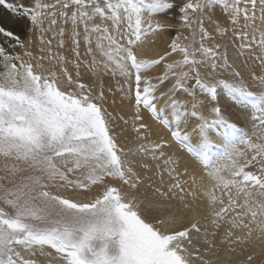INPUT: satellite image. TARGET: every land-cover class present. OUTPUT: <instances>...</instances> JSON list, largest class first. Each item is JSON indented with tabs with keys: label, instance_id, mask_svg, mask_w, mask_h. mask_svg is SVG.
Segmentation results:
<instances>
[{
	"label": "snow or ice",
	"instance_id": "obj_1",
	"mask_svg": "<svg viewBox=\"0 0 264 264\" xmlns=\"http://www.w3.org/2000/svg\"><path fill=\"white\" fill-rule=\"evenodd\" d=\"M217 4L223 6L226 20L210 21L215 34L224 37L231 31L241 42L239 48L251 51L255 44L260 49L249 57L261 67L259 73L249 72L258 91L244 78L250 67L247 61L234 66L227 52L221 51V43H207L215 38L205 27L204 14ZM254 5L255 0H185L178 8L181 27L189 31L185 43H180L178 33L162 54L150 58L142 54L141 46L149 34L171 29L152 19L175 8L171 0H55L52 4L36 0L32 8L0 0V7L11 16L27 19L41 32L44 16L50 18V26L57 23V14L65 22L71 20L77 58L75 26L84 27L88 55L93 51L89 33H99L96 48L104 60L93 56L88 65L92 75L111 72L123 77L119 90L132 105L133 129L141 138L149 132L142 108L168 132V139L161 137L137 149L163 162V170L157 163L153 173L159 174L161 186H154L151 176L142 177L133 162L124 159L126 153L113 134L115 117L104 108V92L81 82L80 64H75L74 79L64 57H53L50 47L49 55L34 57L20 36L0 20V36L12 42V49L25 48L24 56L29 58L0 43V204L11 209L0 207V264H221L205 258L214 255L217 232L202 227L205 217L187 216L192 206L186 197L196 199L198 180L187 167L181 172L180 157L163 151L171 142L202 168L200 179L208 183L200 184L199 190L207 200L210 225L230 226L220 243H249L254 233L264 242V31L259 37L248 31L255 29ZM97 16L110 26L90 28L87 21ZM63 33L61 28L59 34ZM172 54L181 58L169 60ZM52 59L63 85L57 70L44 68L42 61ZM161 65L159 75L149 74ZM165 82L170 86L157 95ZM188 82H193L190 87ZM177 90L191 101L177 99ZM198 92L203 101L197 99ZM242 118L258 121L254 127L260 130L259 142L238 127ZM241 146L252 153L250 157ZM140 167L150 166L141 163ZM163 173L170 178L166 186ZM182 176L189 177L191 188L185 187L189 181ZM145 180L164 200L178 198L182 207L141 200L138 189ZM80 193L87 195L80 198ZM256 255L251 252L239 264H253Z\"/></svg>",
	"mask_w": 264,
	"mask_h": 264
},
{
	"label": "bare ground",
	"instance_id": "obj_2",
	"mask_svg": "<svg viewBox=\"0 0 264 264\" xmlns=\"http://www.w3.org/2000/svg\"><path fill=\"white\" fill-rule=\"evenodd\" d=\"M45 3L52 4L54 3V0H45ZM257 7H258L257 8L258 11H260L259 14L261 15L262 19L256 21V18H255V26L259 28L258 31L261 33V31H264V28H262V25H264V0H260V3L257 5ZM93 19L97 20V18H93ZM160 19L162 20V18ZM43 20L44 22L42 23H44V26H45L44 31L40 32L39 27L32 25L30 29L28 30L27 37L24 40L25 46L28 51L32 52L34 57L41 56V55H44V56L49 55L47 49L50 47L51 55L55 57L57 50H58V40H59L58 30L60 29L58 27L59 19L57 18L56 19L57 23L51 26H50L49 17H45V18L43 17ZM67 30L68 31L66 32V37H68V35L71 32V26H68ZM249 31H250V28H249ZM39 33L41 34V37H43L44 43H41V40H39L38 38ZM54 33L56 34L55 36H54ZM167 34L168 36L164 35V33L162 32H158L156 33L155 37H153L154 35H149V39H147L146 42L141 46L142 54L150 58H155L158 53L162 54L170 42L168 40V38L170 37V32L168 31ZM151 38L153 39V41H150ZM221 39L223 40L221 41L223 45L221 51L227 52V55L230 58L229 59L230 63H234V66H235V65L241 64L244 61H247L250 67L244 71V78L248 81L253 91H258L259 86L251 80L249 72L255 71L259 73L261 71V67H260L259 61H256L254 59H249V57L250 56L254 57L255 55H257L260 49L258 47H255V45H253L251 51L243 50L239 48V46H237L236 44L237 39L233 38L232 40H229V42H224L225 40L223 37ZM29 40H31L30 45L28 44ZM49 40H51L52 42L51 45L47 44V41ZM67 44H68L67 41L64 40L63 46H66ZM41 48L45 49L43 53L40 52ZM24 52H25V48L19 47V55H21L23 59L28 60L29 58L27 56H24ZM67 53L69 54V51ZM178 55L179 54L173 55V56L177 57ZM103 60H104V57H99L98 59V61H103ZM32 62L35 63V60H33ZM42 63L45 69L58 70L59 68V66L57 65V61L55 59H52L50 61L45 60V61H42ZM162 71L163 69L160 66H156L150 71L149 74L155 77L159 75ZM79 73H80L79 78L81 80H86L89 77H91V74L89 73V71L85 70L83 67L79 68ZM70 74L73 76L74 79L76 78L74 72L73 73L70 72ZM120 78H123V77L120 76ZM120 78L114 79V78H105L104 76H100L104 89L109 88L111 89L110 91H112V95L106 94L107 92L104 93L105 95L104 108L107 109L108 112L112 113L113 117H115V119L112 122L113 134L115 135L117 139L119 147H121L126 153L124 159L133 162L134 169L138 171L142 177L151 176L155 182L154 186H161V180H160L159 174L153 176V173L156 172L155 165L157 163L161 165V171L163 170V167H164L163 162L153 160L151 158V155H145L144 153L137 151V149H138V146L142 144L145 146H148L150 142H159L161 137L168 139V132L163 127V125L159 123L158 120L153 119L150 116V114L147 112V110L143 108L141 109V114L144 117V122L149 125V132L145 133L143 138H141V136H139L134 131L133 119H132V117L134 116V110L129 100L124 98L122 96V93L119 90L120 85L123 84V81ZM60 80H61V84L63 85L65 83V80L62 76H60ZM170 84L171 82H165L164 85L161 86V88L158 90L156 94L158 95L159 91H164L167 87L170 86ZM176 98L191 101V98H188V96H181L179 92L178 94H176ZM160 103H163V101H161ZM165 115L167 116L169 114L165 113ZM121 116L124 117V120L128 121L127 124L124 123V120L119 119V117ZM257 124H258V121H254L250 118H242L241 121L238 123V127H241L243 130H245L248 133L249 136H252L254 142H259L257 140V137L260 135V130L257 127H254V125H257ZM192 143L193 145L196 144L195 137L192 138ZM241 150L245 151L246 155L249 157L252 154L251 152L247 151V149L244 146H241ZM163 151L168 155L174 154L175 156L180 157L181 172L183 171L185 167H187L190 174L194 172L197 176L198 188L194 189L196 191V199L193 201L192 197L189 196V197H186L185 202L189 203L192 206L190 211L187 213L188 217L190 218H198L200 216L205 217L206 219L202 221V227H207L209 231L217 232V235L215 237L217 247L213 249L214 255L209 254V255H206L205 258L221 262V264H239L240 261L246 259L248 254L255 251L257 255L253 261V264H261V261L264 260V242L258 241L256 239L255 233L252 237L251 242L249 243L234 244V245H227V244L220 243V240L223 236L224 231L228 229L230 226L227 223H221V227L219 229H213L210 225L211 217L209 216L207 200H206V197H204L201 191L199 190L200 184L208 183L206 178L203 181H201L200 179L203 175V171L200 165H198V163L175 142H171V147H165ZM141 163L148 164L150 166L149 169L145 170L141 168L140 167ZM181 179L188 180L189 183L185 187L191 188V181L188 176H182ZM163 182L165 186L170 182V178L168 177L167 173H163ZM93 191H95V189ZM138 194L140 195L141 200H144L146 202H151L153 204H156V203H164L166 205L171 204L174 208L182 207L178 198L164 200L162 197H160L158 193H155L154 187L149 186L148 180H145L144 183L140 185L138 189ZM85 195H87V193H80V198H83ZM158 211L162 212L163 209H159ZM233 231L236 234H240V230L238 229H235ZM253 244L255 245L254 248L252 247ZM199 247L201 248V253L203 254L202 250H203L204 245L201 243ZM230 249H234V250H230ZM196 264H199V262L197 261Z\"/></svg>",
	"mask_w": 264,
	"mask_h": 264
},
{
	"label": "rangeland",
	"instance_id": "obj_3",
	"mask_svg": "<svg viewBox=\"0 0 264 264\" xmlns=\"http://www.w3.org/2000/svg\"><path fill=\"white\" fill-rule=\"evenodd\" d=\"M31 1L32 0H15V2L22 3L23 5H25V6L29 7V8L34 7V5L36 3V0H33L32 2ZM41 2L42 3H45V0H41ZM171 2L174 5H176L175 8H173L171 11H168L166 14H155L152 17V19H153L154 22L155 21H160L161 23L165 24L166 26L167 25H171L172 27H171L170 30H161V31H157L156 33L162 32V33H164V35L168 36L167 32L169 31L170 32V37L168 38V40L170 41L169 44L171 43V40L173 38H175L177 36V34L179 33L180 43H185V41L183 40V37L189 36V31H188V29L181 27L182 22L179 19V12H178L179 6H182V4L185 2V0H171ZM54 3H55V0H54ZM259 3H260V0H255L254 13H255L256 21L262 19L261 18V15L259 14L260 11H258V9H257L258 8L257 5ZM251 7L252 6L250 5V10H251ZM222 8H223L222 5L217 4V5L214 6L213 9H208V10L205 11V14H204L205 15V27L208 28V30L210 32H212V34H213V36L215 38L214 41H208L207 42L208 44H211L213 42L221 43V41H223L221 39L222 37L217 36L215 34V32L212 29L211 22H210L211 20H216V19L226 20V18L223 15ZM71 10L72 9H69L68 10L69 11V14L71 13ZM57 12H58V9H57ZM212 12L215 13V14H213ZM45 17H47V16H44V18ZM159 17L162 18V20ZM57 18L59 19L58 27L60 29L63 28L64 29V33H63V36H61L59 34L58 50H57L56 55L59 54L62 57L64 56V60H65L64 66L67 68L68 72L69 73L70 72H72V73L74 72V74L76 76L77 68L75 67V64L76 63H79L80 64V67H83L85 70H88L89 73L91 74V77H89L86 80H81L79 78L81 80V82L90 85L92 87V89L95 92H97V93L102 89L104 93L107 92L106 94H108V95L111 94L112 95V91H110L111 89H109V88H105L104 89V86H103V84L101 82L100 76H104L105 78H114V79H116V78H120V75L117 74V75L113 76L111 72H108L105 75L97 74L96 76H93L92 75V71H91L90 67L88 66L91 63L93 56L95 57V59L97 61H98L99 57H103L100 54V51L96 48L97 37L100 34L97 33V32H90L89 33L90 41H91V45L90 46L92 47V50L93 51H92V55H88L87 54V48L89 47V44H86L85 39H84V37H85L84 27H83V25H81L79 23L75 26V31L79 33L77 39L79 41L78 51L80 53V56L77 58L75 56V54L73 53V51H72V48L74 47V45H73V37H72V33H73V25H72V22H71V20L65 22L63 20V18H61L58 14L56 15L55 19H57ZM94 18H97V20L96 19H92L90 21H87V23L89 24V27L90 28H91V26L93 24H96V23L97 24H101L102 26L105 25V24H107V25L110 26V22L109 21H102L98 16L97 17H94ZM0 20H3L5 22V24H6V26L9 29H11L12 31H14V33L16 35H19L20 38L23 41L27 37L28 30L32 26V24L27 19L11 16V14L6 9H4L3 7H0ZM49 21H50V18H49ZM42 22H44L43 17H42ZM68 26H71V32L68 35V37H66V32L68 31L67 30L68 29ZM40 27H42L43 29H45L44 23H42ZM256 28H257V30H256ZM60 29L58 30L59 33H60ZM18 30H20V31H18ZM39 30H40V28H39ZM258 30H259V28L257 26H255V29L254 30L250 28V31H249V29H248V31L251 32V33H252V31H254L255 32V35L257 34V37H259L258 34L260 35V32ZM156 33L149 34V35H154L153 37H155L156 36ZM149 35H148L147 39H149ZM38 38H39V40H41V34L40 33L38 34ZM223 38L225 40L224 42H229V40H232L234 38V36H233V33L231 31H229L228 34L225 35ZM61 39L63 41L64 40L67 41L68 44L66 46H62L61 47L60 46ZM151 39H150V41H153V39L152 40ZM0 43H2L9 51L13 52V54H19V47H16L15 49H12L11 48V43L12 42H10L9 40L4 39L2 36H0ZM103 43L106 45L107 44V41H103ZM236 44H237V46H239L240 41L237 40V43ZM253 45H255V44H253ZM194 46H197L198 47V43L194 44ZM255 47H256V45H255ZM68 51H69V54L67 53ZM173 55H177V54H172V57H169L168 59L169 60H174V59H180L181 58L180 55H178L177 57L176 56H173ZM197 58L198 59L201 58L199 56V54L197 55ZM17 63H19V62L17 61ZM160 67L162 68V65ZM2 70H3L2 65H0V71H2ZM78 71H79V69H78ZM57 73H58V76H60L59 68L57 70ZM120 79H122V81H123V78H120ZM191 83H193V82H188L186 84V86H189L190 87L191 86ZM178 92H179V94L181 96H187L182 90H177V93L176 94H178ZM188 98H191V97H188ZM197 99L198 100H204L203 94H200L198 92L197 93ZM200 110L205 111V114H207L206 113V109H200ZM2 165H3V160H0V168H2ZM0 175H3V172L2 171H0ZM24 175H27V173H24ZM0 207H3L6 212H10L11 211L10 208H8L7 206H5L3 204H0ZM193 235L195 236V234H193ZM56 264H59V261H56Z\"/></svg>",
	"mask_w": 264,
	"mask_h": 264
}]
</instances>
